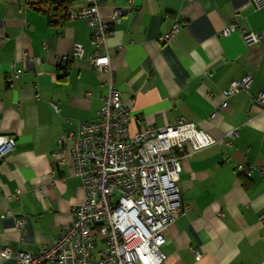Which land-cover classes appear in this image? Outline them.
<instances>
[{"label":"crops","instance_id":"obj_1","mask_svg":"<svg viewBox=\"0 0 264 264\" xmlns=\"http://www.w3.org/2000/svg\"><path fill=\"white\" fill-rule=\"evenodd\" d=\"M129 1L100 0V11L108 20ZM133 1L136 9L97 47L86 20L53 23L33 0H0V134L16 141L0 162V264L52 245L83 204L66 140L100 119L111 75L131 110V134L182 118L215 139L240 134L231 146H187L179 184L190 210L165 232L166 264H264V174L237 172L240 164L264 167V101L255 99L264 92V0ZM248 33L263 37L249 45ZM95 52L110 56L111 75L91 64ZM15 71L21 78L9 87ZM247 75L248 92L224 96Z\"/></svg>","mask_w":264,"mask_h":264},{"label":"built area","instance_id":"obj_2","mask_svg":"<svg viewBox=\"0 0 264 264\" xmlns=\"http://www.w3.org/2000/svg\"><path fill=\"white\" fill-rule=\"evenodd\" d=\"M60 1L63 0L56 3ZM76 1L79 5H74V0L65 3L62 12L40 5L36 0L33 4L53 23L61 19L86 20L91 27L92 44L97 47L106 45L114 23L136 9L131 0L128 7L114 10L106 20L100 11V0ZM235 27L233 23L222 35ZM177 28L163 39H171ZM262 37L263 33H248L245 40L253 45ZM83 52V46L76 43L74 58L82 57ZM24 58L34 61L26 52ZM90 62L97 71L112 74L109 55L95 52ZM20 78L21 72L15 71L8 86H14ZM251 82V75L232 81L224 96L230 97L242 90L248 92ZM255 99L264 101V92H259ZM131 120V110L111 75L100 119L81 124L78 132H70L66 140L72 143L70 153L85 193L83 204L75 208L71 222L52 245L36 254H14L6 247L5 256L11 258L14 254L16 264H166L167 255L162 251L165 232L190 210L179 184L187 146L192 151L213 145L231 146L240 134L235 130L222 139H215L183 118L175 126H144L131 134ZM15 146L13 137L0 134V162ZM56 156L59 165L66 163L65 150H59ZM257 170L264 174V167L244 164L237 167L241 175L250 176ZM17 225L23 229L26 221L18 219Z\"/></svg>","mask_w":264,"mask_h":264},{"label":"trees","instance_id":"obj_3","mask_svg":"<svg viewBox=\"0 0 264 264\" xmlns=\"http://www.w3.org/2000/svg\"><path fill=\"white\" fill-rule=\"evenodd\" d=\"M70 0H63L58 2V4L56 3V0H36V2H38L40 5H44V6H48L51 9H55V11H60L62 12V6L69 2ZM64 21L65 19H61L60 21Z\"/></svg>","mask_w":264,"mask_h":264}]
</instances>
